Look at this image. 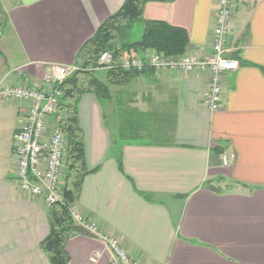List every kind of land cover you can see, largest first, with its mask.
Returning <instances> with one entry per match:
<instances>
[{
  "label": "crops",
  "instance_id": "crops-1",
  "mask_svg": "<svg viewBox=\"0 0 264 264\" xmlns=\"http://www.w3.org/2000/svg\"><path fill=\"white\" fill-rule=\"evenodd\" d=\"M0 1L8 14L2 26L0 15L1 91L43 85L52 65L75 66L80 49L126 0ZM218 1L149 2L144 19L185 30L186 54L202 58L213 51ZM227 56L240 68L224 74L216 112L204 103L208 71H128L114 85L108 70L97 69L111 98L80 99L88 175L73 210L142 264H264V0H235ZM27 110L0 96V264H51L41 248L50 206L17 182L13 142ZM125 120L146 132L121 146L119 163L111 150ZM224 151L235 156L228 166ZM65 250L69 264L113 259L107 245L81 232L66 238Z\"/></svg>",
  "mask_w": 264,
  "mask_h": 264
},
{
  "label": "built area",
  "instance_id": "built-area-1",
  "mask_svg": "<svg viewBox=\"0 0 264 264\" xmlns=\"http://www.w3.org/2000/svg\"><path fill=\"white\" fill-rule=\"evenodd\" d=\"M215 17L210 55L197 57L191 54L166 56L152 53L148 56L126 55L115 64L111 51L104 52L98 61V69L121 68L125 71L143 73L152 69L157 73L190 74L208 71L209 92L205 105L216 112L223 103V76L236 72L240 63L227 56V42L230 23L234 13L235 0H219ZM77 68L72 65H52L45 75L43 85L35 88L7 86L0 91L5 100L18 101L28 105L24 121L14 135L13 156L17 165V182L20 190L32 197L42 198L47 206L62 204L64 195L62 182L65 172L67 140L62 133L56 116L57 107L63 97L62 84ZM235 156L224 151L222 161L228 166ZM73 222L83 232H88L107 245L113 253L111 264H142L123 247L117 237L104 233L95 222L71 210Z\"/></svg>",
  "mask_w": 264,
  "mask_h": 264
},
{
  "label": "trees",
  "instance_id": "trees-1",
  "mask_svg": "<svg viewBox=\"0 0 264 264\" xmlns=\"http://www.w3.org/2000/svg\"><path fill=\"white\" fill-rule=\"evenodd\" d=\"M175 0H126L123 7L108 18L92 39L85 43L75 58L77 70L61 86L63 97L57 107L60 129L67 140L65 172L62 182L64 202L49 207L50 234L41 244L51 264H69L65 250V234L75 224L71 210L78 203L81 188L88 171L85 165L83 131L79 120V103L84 94H95L100 100L111 98L107 84L95 75L100 56L110 51L115 64L126 55H142L146 51L163 53L166 56L186 54L189 38L185 30L163 22L146 21L144 8L149 2L172 3ZM1 26L4 18L1 16ZM130 72L119 67L108 70L110 84L122 85ZM146 129L140 123L121 121L118 134L113 140L112 153L118 155L124 144L144 140Z\"/></svg>",
  "mask_w": 264,
  "mask_h": 264
},
{
  "label": "water",
  "instance_id": "water-1",
  "mask_svg": "<svg viewBox=\"0 0 264 264\" xmlns=\"http://www.w3.org/2000/svg\"><path fill=\"white\" fill-rule=\"evenodd\" d=\"M0 15L4 17V25L7 24L8 22V14L4 11L3 7H2V4H1V1H0ZM110 51H112V48L109 49ZM212 190L216 191L214 188H212ZM74 232H69V233H66L65 234V237L66 238H70V237H73L75 236L78 232H81V233H84L85 235L89 236V237H93L95 238L93 235L89 234L88 232H83L80 228L78 227H74L73 229Z\"/></svg>",
  "mask_w": 264,
  "mask_h": 264
},
{
  "label": "rangeland",
  "instance_id": "rangeland-1",
  "mask_svg": "<svg viewBox=\"0 0 264 264\" xmlns=\"http://www.w3.org/2000/svg\"><path fill=\"white\" fill-rule=\"evenodd\" d=\"M13 146H14V142H13Z\"/></svg>",
  "mask_w": 264,
  "mask_h": 264
}]
</instances>
